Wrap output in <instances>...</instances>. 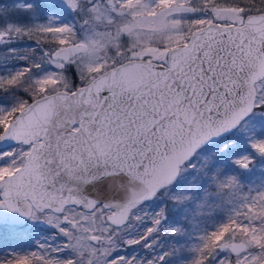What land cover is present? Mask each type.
<instances>
[{
    "label": "snow or ice",
    "instance_id": "1",
    "mask_svg": "<svg viewBox=\"0 0 264 264\" xmlns=\"http://www.w3.org/2000/svg\"><path fill=\"white\" fill-rule=\"evenodd\" d=\"M0 264H264V0H0Z\"/></svg>",
    "mask_w": 264,
    "mask_h": 264
}]
</instances>
